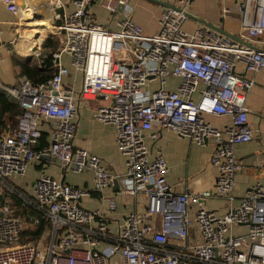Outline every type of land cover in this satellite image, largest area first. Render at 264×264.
Returning a JSON list of instances; mask_svg holds the SVG:
<instances>
[{
    "label": "built area",
    "instance_id": "2783aa9c",
    "mask_svg": "<svg viewBox=\"0 0 264 264\" xmlns=\"http://www.w3.org/2000/svg\"><path fill=\"white\" fill-rule=\"evenodd\" d=\"M45 1L51 27L40 44L58 39L53 75L38 84L24 75L14 86L0 80V92L22 110L15 128L0 134V264H264V163L263 180L234 204L242 171L234 148L253 139L246 99L264 69V0H227L232 9L220 4V23L229 12L237 15L235 38L190 20L193 0L163 8L152 34L135 21L128 0H70L71 12L60 0ZM0 3L16 18L12 24L29 33L19 2ZM92 4L110 14L112 29L97 24ZM40 44L31 60L45 67ZM69 66L73 78L80 76L78 89L74 79L64 82ZM171 78L179 81L175 90L165 88ZM98 98L109 103L92 117L115 128L125 161L120 196L146 199L142 213L128 214L115 228L104 213L82 207L90 191L62 179L91 171L94 191L101 192L118 178L72 142L76 103ZM212 119L227 122L217 127ZM44 126L49 141L42 146ZM162 130L211 147L209 163L218 171L211 190L178 191L167 182L164 157H151L146 143ZM52 160L59 179L41 169L30 189L17 187L32 165ZM211 198L224 201L223 214L207 209ZM115 210L108 200L106 211Z\"/></svg>",
    "mask_w": 264,
    "mask_h": 264
},
{
    "label": "crops",
    "instance_id": "0c3cea01",
    "mask_svg": "<svg viewBox=\"0 0 264 264\" xmlns=\"http://www.w3.org/2000/svg\"><path fill=\"white\" fill-rule=\"evenodd\" d=\"M15 1L24 2L34 14L46 19H50L51 17L50 7L46 4L45 0ZM60 1L65 4V10L67 12L73 10L70 0ZM128 1L133 9L135 21L142 27L144 32L147 34L155 33L158 30V20L163 8L156 5L158 12L153 13L146 6V4L150 5L153 3L146 0ZM161 1L173 4V0ZM206 7L207 4L203 0H193L189 13L217 28L221 24L223 30L231 35L236 33L237 23L236 26L234 24L225 25L222 21L220 23L215 16H212L211 12L206 11ZM89 10L94 14L97 24L108 29L113 28V25L110 24L111 16L106 10L97 4H92ZM22 12L20 15L24 19V23L29 24L32 29H35L30 24L31 21H36L35 18L31 15L24 17ZM36 18L38 19V17ZM15 19L14 15L8 13L0 3V80L3 84L10 86L16 84V78L20 75V63L44 68L38 66V62L32 61L31 58L37 51L38 42L44 37L46 32L42 35L30 36L26 29L21 27L17 28V26L12 24ZM39 20L42 21L41 18ZM186 27L193 29L191 23H188ZM30 37H34V39L29 41L28 38ZM63 61L67 63L68 57H64ZM69 74L71 75V73ZM73 79L76 83L75 89H78L80 78L78 80L71 75L70 77L64 78V82L65 84H69ZM254 81L255 86L250 90L246 99V107L249 112L248 123L250 129L253 131V139L250 143L241 144L234 148L235 157L242 163V171L236 177L234 190L235 205L255 182L263 180V169H261V165L264 163V69L254 76ZM178 84L179 81L177 79L171 78L167 80L165 88L175 90ZM108 103L107 100H103L102 98L76 103V112L73 119L76 123V132L72 142L76 148L86 150L100 158L109 174L118 177L116 178L118 182L117 187L113 181L111 185L101 192L94 191V175L91 171H85L81 174L69 171L62 179L67 185L90 191L88 196L82 198V207L90 211L98 210L104 213L107 215L108 223L115 228L128 214L134 212L142 213L146 207V199L140 195L131 201L123 200L120 196L119 183L122 180L121 175L125 172V161L117 148L115 138L116 130L112 125L103 124L92 117L99 106ZM211 121L217 127H220L224 121L227 122V119H212ZM48 141V131L44 126L42 127V146L46 145ZM146 143L151 157L158 154L164 157L169 168L166 180L170 185L176 186L178 191L189 189L200 193L212 189L218 171L209 163L212 152L211 147L195 146L188 139H180L168 130H162L160 137L155 142L146 139ZM36 169L40 171L42 169V172L56 179L60 178L57 164L53 160L49 163L42 162V168L38 165H32L24 177L16 179L15 184L20 190L30 189L34 180L26 179V176L30 173V170ZM39 173H36L35 178ZM112 199L116 203V210L108 213L106 211L107 201ZM205 205L207 209L216 212L218 215L226 211L225 203L220 198H211L205 202Z\"/></svg>",
    "mask_w": 264,
    "mask_h": 264
},
{
    "label": "trees",
    "instance_id": "16d2710c",
    "mask_svg": "<svg viewBox=\"0 0 264 264\" xmlns=\"http://www.w3.org/2000/svg\"><path fill=\"white\" fill-rule=\"evenodd\" d=\"M44 32L45 31H40L38 34L42 35ZM47 34L48 33L46 32L43 38H45ZM42 39L38 42V44L42 41ZM57 48L58 39L55 37H51L43 41L40 45V50L45 67L38 68L26 63H20V75L26 76L34 84L45 82L54 73V70L51 68V53L57 50ZM21 115L22 110H20L18 105L11 102L4 93L0 92V134L6 130L14 129L17 119ZM32 234L35 233H31V235Z\"/></svg>",
    "mask_w": 264,
    "mask_h": 264
},
{
    "label": "rangeland",
    "instance_id": "374dc122",
    "mask_svg": "<svg viewBox=\"0 0 264 264\" xmlns=\"http://www.w3.org/2000/svg\"><path fill=\"white\" fill-rule=\"evenodd\" d=\"M173 1H175V0H173ZM203 1L207 4L206 11L211 12L212 16H215L217 19H218V16L216 15L217 14V11L216 10H218L220 8V4L223 7H226L227 6V7H230L232 9L231 4L227 0L226 1L225 0H203ZM146 6H148L153 13L158 12V7L156 5L146 4ZM214 12H215V14H214ZM207 14H209V13H207ZM39 19H40L39 17H38V19L35 18V20L37 22L36 21H31L30 24L35 27V30L37 31V33H39L40 31L49 32L50 30H47L46 31L45 26L42 25V23H41V21ZM46 21L49 22L48 19ZM236 23H237V15L232 14L231 12H229L228 13V16H227V18L225 20V25H227V24H234L236 26ZM69 72L71 73V75H74L73 74V69L70 66H69ZM76 78L79 80L80 76L78 74H76ZM37 172L39 173L40 170L39 169L30 170V173L27 174L26 179L34 180L35 175H36Z\"/></svg>",
    "mask_w": 264,
    "mask_h": 264
},
{
    "label": "water",
    "instance_id": "95a60500",
    "mask_svg": "<svg viewBox=\"0 0 264 264\" xmlns=\"http://www.w3.org/2000/svg\"><path fill=\"white\" fill-rule=\"evenodd\" d=\"M146 1H148V2H150V3H153V4H155V5H158V6L162 7V8H174L173 5H171V4H169V3H166V2H163V1H161V0H146ZM19 4H20V7H21L22 9L25 8V4H23V3H21V2H19ZM187 17H188L190 20L196 22L198 25L205 26V27H207V28L213 29V30L217 31L218 33H220V34H222V35H225V36H228V37L235 38L233 35H231V34L225 32L224 30H222V29H220V28H217V27H215V26H213V25H211V24H209V23H207V22L201 20L200 18H198V17H196V16H194V15H192V14H190V13H187ZM36 147H38V146H36ZM117 183H118V182H117V180L115 179V180H114V185H115L116 187H117Z\"/></svg>",
    "mask_w": 264,
    "mask_h": 264
},
{
    "label": "bare ground",
    "instance_id": "6f19581e",
    "mask_svg": "<svg viewBox=\"0 0 264 264\" xmlns=\"http://www.w3.org/2000/svg\"><path fill=\"white\" fill-rule=\"evenodd\" d=\"M22 3L25 4L24 2H22ZM23 10H24L25 12H24ZM23 10H21V12L23 11V12H22V15H23L24 17H26V15H27V16H30V15H31V16H33L34 18L39 17V18L42 19L41 23H42L43 26H45L46 31H47V30H50L51 24H50L49 22L46 21V20H47L46 18H44V17H42V16H40V15H37V14L32 13V11H30V9H29L28 7L25 8V9H23ZM21 12H20V13H21ZM33 29H34V28H33ZM33 29L29 30V33H28V34H29L30 36H32V35L35 36V35L38 34L37 31H36L35 29H34V30H33Z\"/></svg>",
    "mask_w": 264,
    "mask_h": 264
}]
</instances>
